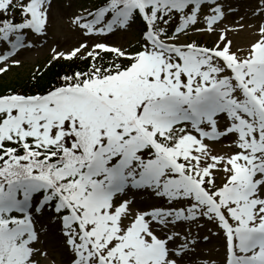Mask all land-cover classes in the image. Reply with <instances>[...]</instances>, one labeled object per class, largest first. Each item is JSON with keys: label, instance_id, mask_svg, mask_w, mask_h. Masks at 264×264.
<instances>
[{"label": "snow or ice", "instance_id": "1", "mask_svg": "<svg viewBox=\"0 0 264 264\" xmlns=\"http://www.w3.org/2000/svg\"><path fill=\"white\" fill-rule=\"evenodd\" d=\"M16 72L0 264H264V0H0Z\"/></svg>", "mask_w": 264, "mask_h": 264}, {"label": "rangeland", "instance_id": "2", "mask_svg": "<svg viewBox=\"0 0 264 264\" xmlns=\"http://www.w3.org/2000/svg\"><path fill=\"white\" fill-rule=\"evenodd\" d=\"M22 73L16 72L14 74H9V76L7 77H0V85H10V84H14L15 82H17L18 80H22ZM204 234V231L201 232V235ZM59 259V257L57 258Z\"/></svg>", "mask_w": 264, "mask_h": 264}, {"label": "trees", "instance_id": "3", "mask_svg": "<svg viewBox=\"0 0 264 264\" xmlns=\"http://www.w3.org/2000/svg\"><path fill=\"white\" fill-rule=\"evenodd\" d=\"M49 75H51V73ZM45 80H47V77H45ZM41 83H44V81H41ZM21 84H26V80H19L15 82L13 85L20 86ZM5 86L7 85H0V89H3Z\"/></svg>", "mask_w": 264, "mask_h": 264}]
</instances>
